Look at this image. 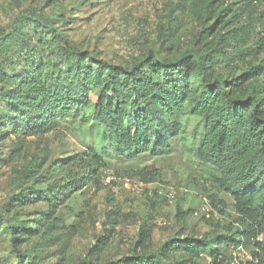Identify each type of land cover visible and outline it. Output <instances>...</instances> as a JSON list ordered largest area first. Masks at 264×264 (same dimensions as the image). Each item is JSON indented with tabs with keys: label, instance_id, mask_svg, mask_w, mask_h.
Segmentation results:
<instances>
[{
	"label": "trees",
	"instance_id": "16d2710c",
	"mask_svg": "<svg viewBox=\"0 0 264 264\" xmlns=\"http://www.w3.org/2000/svg\"><path fill=\"white\" fill-rule=\"evenodd\" d=\"M254 1L177 0L159 36L161 52L143 46L120 64L81 50L35 10L14 17L0 33V143L51 133L87 108L84 121L93 130L90 148L50 163L40 180L34 178L36 187H20L1 208L0 242L9 241L16 262L42 264V254L65 227L59 206L87 183L98 184L107 159L169 155L172 140L185 133L180 117L188 114L202 127L193 135V156L215 170L218 193L207 196V214H226L219 199L225 194L233 222L222 234L174 233L153 247L149 218L126 254L104 257L109 240L98 237L73 264H227L228 248L238 245L252 249L246 264H264V246L255 242L264 230V13L255 16ZM180 18H186L185 30ZM188 35L192 45L181 49ZM171 49L176 53L168 56ZM15 151L0 164L10 163ZM35 168L29 165L22 176H32ZM128 174L149 184L161 171L144 166ZM39 202L45 209L28 219L27 209ZM107 202V218L117 221L119 207ZM51 264L68 259L59 256Z\"/></svg>",
	"mask_w": 264,
	"mask_h": 264
},
{
	"label": "rangeland",
	"instance_id": "374dc122",
	"mask_svg": "<svg viewBox=\"0 0 264 264\" xmlns=\"http://www.w3.org/2000/svg\"><path fill=\"white\" fill-rule=\"evenodd\" d=\"M176 1L0 0V33L8 30L14 17L35 10L51 19L55 27L81 50L92 51L100 59H111L113 63L120 64L139 55L143 46L161 52L159 36L167 25V14ZM240 1L243 0H226L228 4ZM254 5L255 16L264 13V0H255ZM180 21L185 30L187 26L183 25L186 18H180ZM178 45L181 49L190 48L192 38L188 35ZM172 53L176 52L172 49L167 52L168 56H173ZM85 112L82 116L61 120L53 132L38 138H25L18 143L11 137L10 141L0 143L1 160L7 158L10 150L16 147L10 163L0 164V210L12 195L18 194L20 187H36L34 178L39 179V174L50 163L90 148L93 140L92 124L84 119L91 110L87 108ZM180 121L185 133L172 140L169 155L107 159L108 166L98 184L87 183L59 206L58 211L65 220V227L57 231L54 243H50L42 254V264L55 263L59 256H64L68 264H73L83 258L91 245L96 244L98 237H107L109 240L104 257L119 258L131 248L140 223L149 218L153 225V247L174 233L222 234L223 227L235 219L231 199L228 195H219V199L225 203V215L207 214L210 212L207 196L218 193L212 184L215 170L211 166L201 165L193 156V135L200 133L202 128L199 120L184 114ZM4 128L9 132L13 130L10 125ZM29 165L36 166L35 173L24 178L22 172ZM144 166L158 168L161 176L152 183L144 184L139 193L129 191L122 186V182L104 184L106 174L137 181V177H130L128 173ZM171 188L177 194L168 199L166 194ZM108 199H113L120 209L117 221L107 218L111 210ZM203 206H206V211L193 214ZM44 209L45 205L39 202L27 209L30 214L27 218L31 219L35 210ZM186 212L183 217L182 214ZM14 258L9 241L2 240L0 262L20 264Z\"/></svg>",
	"mask_w": 264,
	"mask_h": 264
},
{
	"label": "built area",
	"instance_id": "2783aa9c",
	"mask_svg": "<svg viewBox=\"0 0 264 264\" xmlns=\"http://www.w3.org/2000/svg\"><path fill=\"white\" fill-rule=\"evenodd\" d=\"M112 182H122V186L127 188L131 192L139 193L145 186L140 180L133 181L130 178H120L114 175H108L104 177V184H111ZM186 192V190L184 191ZM177 194L174 188L168 190L166 197L172 199ZM206 206H203L200 211L194 212V215L200 214V212L206 211ZM256 244L264 246V230L255 237ZM254 249V248H253ZM227 264H246L252 260V249L243 245L232 246L228 248Z\"/></svg>",
	"mask_w": 264,
	"mask_h": 264
}]
</instances>
